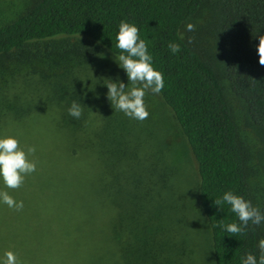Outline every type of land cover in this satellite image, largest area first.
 <instances>
[{
	"label": "trees",
	"instance_id": "obj_1",
	"mask_svg": "<svg viewBox=\"0 0 264 264\" xmlns=\"http://www.w3.org/2000/svg\"><path fill=\"white\" fill-rule=\"evenodd\" d=\"M206 1L212 5L208 24L221 58L220 68L205 59L180 31L181 25ZM122 19L134 23L138 36L145 41L152 65L163 79L157 94L171 112L193 157L197 173L195 196L209 233L212 264H239L245 251L258 255L256 244L264 222L250 225L243 234L227 233L219 225L235 221V215L226 204L217 211L212 200L230 190L253 204L247 179L249 155L221 77L227 79V87L240 100L263 149L264 65L258 64L254 46L255 35L264 32V0H34L20 14L0 24V73L7 69L13 76L21 68L32 67L39 56L32 46L41 41L80 35L89 44L56 54L65 61L62 79L59 76L54 83H74L71 94L65 91L68 98L56 95L60 92L54 89L55 94L39 100V104L24 103L20 93L0 90V119L11 116L23 122L55 104L56 98L65 106L79 101L81 115L73 118L65 110H57L48 113L39 125L36 123L37 130L24 129L23 133L31 134V145L36 146L28 157L35 163L32 177L24 175L22 181L26 188L32 185L37 200L31 210L20 208L7 221L0 219L9 223L0 228V256L11 251L19 264L170 262L166 244L163 239L158 241L155 233L175 222L173 209L184 204L174 191L177 185L180 190L182 187L180 159L174 155L169 160L171 154L162 146L158 124L149 128L144 120L132 118L129 123V118L107 101L105 81L90 82L86 73L81 77L75 69L76 64L81 66L88 60L100 69L104 62L98 50L112 56L120 51L115 48L114 35ZM169 42L179 45L177 52L169 50ZM80 52H85L84 58L78 56ZM107 75L111 78L112 73ZM83 78L86 86L82 85ZM95 102L104 110L98 130L91 128L94 117L88 111L98 108ZM48 119L55 127L53 136L63 138L56 159L55 148L42 142L45 138L41 125ZM18 130H12L11 135L24 148ZM128 134L132 143L126 153L123 142L128 145ZM164 144L170 142L165 139ZM142 150L150 156L140 154ZM125 156L129 169L122 164ZM164 189L166 194L160 192ZM174 197L180 199L179 203L167 200ZM112 198L114 214L109 206ZM259 200L257 208L264 213V184ZM15 221L23 226H13ZM182 226L184 239H189L192 231Z\"/></svg>",
	"mask_w": 264,
	"mask_h": 264
},
{
	"label": "rangeland",
	"instance_id": "obj_2",
	"mask_svg": "<svg viewBox=\"0 0 264 264\" xmlns=\"http://www.w3.org/2000/svg\"><path fill=\"white\" fill-rule=\"evenodd\" d=\"M33 1L34 0H0V24L20 14ZM210 5L211 2L206 1L195 15L190 17L181 25L180 31L182 36L186 40H188L196 49H198L205 59H210L213 62H216L217 67L220 68L221 58L217 54L216 48L214 46L213 37L210 34L211 27L208 24L211 13ZM188 23H191L193 25V28L190 31L185 29V25ZM84 44L89 43L83 36L80 35L69 37L59 36L55 37L50 41L45 40L39 43H35L32 46V51L36 52L39 56L37 57V59H35L34 63L32 64V67L24 69L21 68L15 71L13 76H11V73L7 69L4 70L3 73H0V87H3L0 88V90L5 91L8 94L20 93L21 96L25 97L24 103L30 102L33 104H39V100L45 101L47 96L49 97L51 93L52 95L55 94L54 91H59L61 93H58L56 95L68 98V95L65 94V91H69L71 94V87L74 86V83H54V80L59 76H61L62 79L65 61L62 60L60 57H57L56 54L59 50L62 51L63 49H65L66 52L71 49L72 51L77 50L78 46H82ZM52 45H54L55 48H53ZM52 49H56L54 51L55 53L52 52ZM97 53L100 59L104 62V66L99 69L97 68L99 67L98 65L90 64L94 62L90 59L91 62H88V60L86 61V63L81 64V66L76 64L75 69L77 70V74L79 75L80 73V76L82 77V75L86 73L89 77L88 81L94 82L97 80L105 81V78H110L107 73H112L111 79L115 80L118 78L121 81L125 82L127 87L128 85L123 70L118 68L113 62L112 55L105 50H98ZM84 54L85 52L79 54L78 56L82 57ZM221 78L222 84L225 88L228 102L231 107V111L235 117L240 135L244 141L249 155V158L247 160V179L250 186L251 194L253 196V204L255 205V207H258L260 201L259 199L261 196V187L264 184V148L262 149L263 146L259 142L260 139L258 138L256 129L249 124V119L245 113V110L240 100L237 99L227 87V79L225 77ZM2 83H4V85ZM86 84L88 83L86 82V79L83 78L82 85L86 86ZM80 85L79 88H82V85ZM97 85L99 86V84ZM104 90H106L105 86ZM82 91V94H84V90ZM63 94H65V96H63ZM56 99H53V101L56 102L55 104L53 103L47 108L44 107L42 113L40 111V113L38 112L37 114H31V118H28L23 122H19L17 121V119L11 116L1 118L0 133L11 134L12 130L19 129L18 132L19 134H21L20 137H23L20 140V142L23 144V147L25 148V146L27 145L32 146V143H30L31 134L23 133L24 129L32 128L33 130L35 128V130H37L36 123L37 125H39L42 120L49 116V114L57 110L67 111L68 106H65L64 101L61 100L60 103H57ZM144 103L148 112L147 117L143 119L144 122H146L145 127L150 128L158 124L161 130L160 140H163L164 143L165 139L170 142V144L162 143L163 148L166 151H169L171 154L169 156V160L172 161L174 155H176L180 159L179 164L181 165L183 173V176L181 177V183H179L182 186L181 190L183 192V196L181 195V190L180 188H178V185L176 186L174 191L181 196V199L183 200L184 204H182V202L180 203V205H182V208L177 205L176 207H174L171 216L175 218V222L171 221L168 228L166 227L158 230V233H155V238L158 241L159 239H163V242L166 244V249L167 252H169L168 256L170 261L166 264H212L208 242L209 233L207 231L203 215L198 209L195 196L197 173L193 157L189 151L185 140L179 132V129L171 112L162 103L158 94L147 91L144 97ZM95 105L96 107L98 105V108H91L88 109V111L89 115H91V117H94L90 125L91 128L93 129L96 127V130H98L99 123L101 125L103 122L102 119L104 116V110L100 108V103L95 102ZM92 107H94V104L92 105ZM128 118V121L130 123V117ZM51 121L52 119H48L45 123L41 125V127H43L42 136L45 138L42 142L43 144L47 142L50 148H55V150L53 151V157L55 158L56 152H60V148L63 144V138L62 136L58 135L56 137L53 136L55 127L51 125ZM37 133H39V131H37ZM126 139V144L128 145H125L123 142V149L127 153L130 150L129 146L132 143L131 134H128ZM33 146L36 145H34L33 143ZM154 150L156 151L157 149ZM145 151H140V154H143L144 152L145 155L148 156V152ZM128 156L132 158L129 154ZM28 157L31 158V155H29ZM125 157L122 158V164L124 165V168L126 166L129 169L130 166L126 165L129 159ZM125 172L127 173L128 171ZM130 172L134 171L130 170ZM28 174H30L31 178V173ZM174 181L180 180L174 179ZM96 183H98V181H96ZM24 184L25 183L22 181L21 184L14 189L4 188L3 190L7 191L12 196L14 201H21L23 203V206L21 208H24V210L29 211L32 209L31 206H33L37 198L36 195L34 196V193H32V185H29L28 188H26ZM141 185L142 184L139 183V186ZM158 186L160 187V184H158ZM169 187L170 185L166 187L168 188V191L166 189H164V191H159L162 192V194H166L167 192L170 193L171 190H169ZM0 188H3L2 184H0ZM129 190L130 187L128 185L126 187V194H128ZM172 198H168L167 200L169 202L171 200H176L175 203H179L180 199L178 201V197H174V199ZM25 203L27 206H24ZM109 206L111 209V214H114L115 202L113 198L111 199ZM16 212L17 209L9 208L7 205L0 203V219L4 218L6 219L5 221H7L9 217L16 215ZM182 224L187 225L189 233L190 231H192L191 233L192 235H195V237H192L191 234H188L189 239H184V237H186L184 230L185 226H182ZM7 225H9V223L4 221L0 222V228L5 227ZM12 225L23 226L18 221L13 222ZM259 238H264L263 226H261V228L259 229L258 239ZM190 240L193 242V245Z\"/></svg>",
	"mask_w": 264,
	"mask_h": 264
},
{
	"label": "clouds",
	"instance_id": "obj_3",
	"mask_svg": "<svg viewBox=\"0 0 264 264\" xmlns=\"http://www.w3.org/2000/svg\"><path fill=\"white\" fill-rule=\"evenodd\" d=\"M116 27L115 48L120 51L113 54L112 60L123 70L128 86L126 87V83L118 78L115 80L105 78L103 83L106 88L105 96L111 106L125 116L143 120L148 115L144 103L145 94L147 91L159 93L163 86L162 75L153 67L152 57L145 41L138 36L136 25L122 19ZM192 28L191 23L185 25L188 31ZM255 39L257 62L264 65V32H258ZM167 47L172 53L179 49V45L174 42H169ZM81 107L79 101L73 100L67 108L68 115L79 118ZM33 151L32 146L20 147L14 135L0 133V184L3 185V188H0V203L9 208L18 210L22 207V202L14 201L3 189L18 187L24 175L34 171L35 163L28 158V154ZM212 203L217 207V211H220L222 204L228 205V210L235 215V221L221 222L219 225L227 233L243 234L250 225L259 226L264 222V213H261L248 199L233 191L222 192L218 198L212 200ZM256 247L259 254L253 255L245 251L239 258V264H264V238L257 240ZM0 264H19V262L13 252L6 250L0 256Z\"/></svg>",
	"mask_w": 264,
	"mask_h": 264
}]
</instances>
